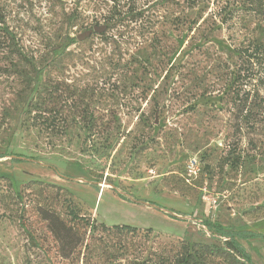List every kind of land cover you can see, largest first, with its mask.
<instances>
[{"label":"rangeland","instance_id":"374dc122","mask_svg":"<svg viewBox=\"0 0 264 264\" xmlns=\"http://www.w3.org/2000/svg\"><path fill=\"white\" fill-rule=\"evenodd\" d=\"M253 2L0 0V155L7 156L0 158V264H137L156 261L178 243L221 245L222 238L202 225L205 219L264 235V216L252 211L264 203V153L252 172H230L225 164L234 113L228 102L240 64L235 49L251 42L264 50V12L253 11ZM111 8L127 13L121 23L77 41L105 25ZM191 21L193 32L183 27ZM71 38L75 43L67 46ZM16 45L36 64L63 51L76 55L65 61L66 82L93 90L94 110L118 120L112 130L124 137L113 139V149L83 141L87 126L80 121L61 138L31 127L28 105L45 76L30 87L21 82L24 64L13 54ZM248 74L264 98V61L253 63ZM192 157L217 173L216 182L202 175L194 187L183 185L179 175ZM19 158L24 162H14ZM30 181L71 194H60L56 203L52 189L40 194L37 187L24 188ZM64 199L89 220L80 229L85 239L72 245L54 239L35 212L46 204L64 215ZM100 223L137 232L114 237ZM239 242L255 264H264V239Z\"/></svg>","mask_w":264,"mask_h":264},{"label":"trees","instance_id":"16d2710c","mask_svg":"<svg viewBox=\"0 0 264 264\" xmlns=\"http://www.w3.org/2000/svg\"><path fill=\"white\" fill-rule=\"evenodd\" d=\"M153 5L155 8V3ZM249 6H254L253 11L255 12H264V0H254ZM193 7L195 6L191 8ZM222 8H220V11ZM109 13L108 20L103 25L106 27L105 31L114 27L115 23H121L127 14L116 9L113 11V8H111ZM141 15H143L142 11L137 14V16ZM211 16L216 18L214 14H211ZM222 24H225L223 20ZM195 25L196 22L191 21L189 25L183 27H186V30L189 32H193V30L197 29ZM5 32L9 34L7 29H5ZM74 43L73 38L68 39L67 46L73 45ZM251 44L250 42V45L246 47L235 49V53L240 60V64L237 70H235L234 75V82L236 83H233V85H237V88L232 91V98L228 102V104L234 107V113L232 115V132L225 137V142H228L225 164L228 165L229 171L234 173L239 172L240 169L252 172V164H254L255 158L261 157L264 153V98L260 95L257 88L254 86L251 88L249 84H251L252 75L250 76L248 74V69L253 67V63L259 66L262 64L264 61V50L260 47L262 45ZM14 50H16L13 51L14 56L17 59H21V62L24 64V69H21L22 74L20 72L18 73L20 77L23 76L24 79L21 82L25 86L30 87L41 74L45 76L39 95L34 98V101H30L28 105L31 111L30 125L37 129L39 134L51 138H61L66 136L70 125L80 121L87 126L83 139L85 142L95 144L100 141L107 148L113 149V139L124 137V135L120 134L114 135V129L112 130L111 124H117L118 120L115 117L113 120H110L109 116L94 110L95 107L93 108L90 105L94 97L93 90L90 91L87 87H82L75 80H72V84L66 82L70 78L67 70L68 64L66 62H70V60L76 57L73 52L68 51L64 53L63 51L60 57L56 56L49 60L42 58L36 64L33 57H28L23 53L22 47L16 45ZM67 57H71L72 59H68ZM60 65L61 67H59ZM91 68L94 71L96 70L95 67ZM64 72L67 74L65 75ZM85 99H88V103L84 106L81 102ZM3 121L4 119L0 117V126ZM140 122L141 120H139L138 124ZM5 157L7 156L0 155V158ZM24 160L23 158H19L15 159L14 162L20 163L24 162ZM201 172L211 184L216 182L215 179L218 178L217 173L213 169L211 170L209 166L203 167ZM1 179L8 183L9 188L10 183L8 179H4L3 177ZM180 180L183 183V180ZM183 185L185 184L183 183ZM36 187L40 189V194L45 192L44 189H52V191H55L54 201L56 203L62 199L60 194H71L61 187L44 184L39 181H30L24 185V188L30 190ZM231 187H233V184L226 183L224 185L226 189ZM65 200H63V204L67 203ZM66 205L67 207L64 211L65 218L59 211H56L53 207H49L46 204L38 205L35 212L47 224V229L54 239L66 245H72L73 239H85L84 233L82 235L80 234V229L89 225V220L85 221V218L80 217L75 209H71L72 207L69 202ZM252 211L254 213H261L264 216V203L256 205ZM19 222L22 224V229L27 233L29 239H34L33 235L27 229L23 217H20ZM202 225L208 231L216 233L222 238V244L178 243V245L171 247L167 253L161 255L156 261L151 260L149 262L146 259L144 261H138L137 264H255L239 241L258 238L264 239V235L246 230H236L219 223H213L208 219L202 221ZM99 227L103 232L114 237L115 235L133 236L137 232L135 227L126 225L107 227L100 223ZM83 243V241L75 243L72 249L82 246ZM108 256L113 261L117 258V255H113L112 253H108Z\"/></svg>","mask_w":264,"mask_h":264},{"label":"built area","instance_id":"2783aa9c","mask_svg":"<svg viewBox=\"0 0 264 264\" xmlns=\"http://www.w3.org/2000/svg\"><path fill=\"white\" fill-rule=\"evenodd\" d=\"M201 169L200 163L196 158H188L184 165L183 172H181L179 176L187 187H194L196 181L202 176ZM203 200L205 201L208 199L204 196Z\"/></svg>","mask_w":264,"mask_h":264},{"label":"water","instance_id":"95a60500","mask_svg":"<svg viewBox=\"0 0 264 264\" xmlns=\"http://www.w3.org/2000/svg\"><path fill=\"white\" fill-rule=\"evenodd\" d=\"M106 27L105 26H94L92 29H89L79 35L76 36L77 41L82 42L88 38H90V36L92 34H100L103 33L105 31Z\"/></svg>","mask_w":264,"mask_h":264}]
</instances>
